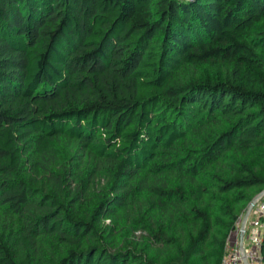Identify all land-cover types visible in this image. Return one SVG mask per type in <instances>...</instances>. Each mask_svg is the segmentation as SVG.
I'll return each mask as SVG.
<instances>
[{"label": "trees", "instance_id": "1", "mask_svg": "<svg viewBox=\"0 0 264 264\" xmlns=\"http://www.w3.org/2000/svg\"><path fill=\"white\" fill-rule=\"evenodd\" d=\"M262 190L264 0H0V264H221Z\"/></svg>", "mask_w": 264, "mask_h": 264}, {"label": "built area", "instance_id": "2", "mask_svg": "<svg viewBox=\"0 0 264 264\" xmlns=\"http://www.w3.org/2000/svg\"><path fill=\"white\" fill-rule=\"evenodd\" d=\"M240 217L237 227L229 236L226 251L221 264H264L261 246L264 234V194L254 197V204L244 224V237L240 233L243 227Z\"/></svg>", "mask_w": 264, "mask_h": 264}, {"label": "water", "instance_id": "3", "mask_svg": "<svg viewBox=\"0 0 264 264\" xmlns=\"http://www.w3.org/2000/svg\"><path fill=\"white\" fill-rule=\"evenodd\" d=\"M262 194H264V190H262L260 193H258V194H257V197L260 196V195H262ZM253 204H254V199L250 202V204H249V206H248V208H247V210H246V212H245V215H244L243 218H242V225H243V227H242V229H241V233H240V236H241V239H242V240H243V237H244V234H245V231H244V224L246 223V220H247V218H248V216H249V213H250V211H251V209H252V207H253Z\"/></svg>", "mask_w": 264, "mask_h": 264}, {"label": "crops", "instance_id": "4", "mask_svg": "<svg viewBox=\"0 0 264 264\" xmlns=\"http://www.w3.org/2000/svg\"><path fill=\"white\" fill-rule=\"evenodd\" d=\"M235 234H236V233H234V231H233V236H235Z\"/></svg>", "mask_w": 264, "mask_h": 264}]
</instances>
